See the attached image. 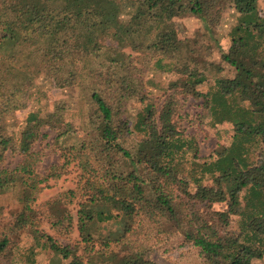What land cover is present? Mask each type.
<instances>
[{
	"label": "trees",
	"instance_id": "obj_1",
	"mask_svg": "<svg viewBox=\"0 0 264 264\" xmlns=\"http://www.w3.org/2000/svg\"><path fill=\"white\" fill-rule=\"evenodd\" d=\"M256 2L0 0L3 109L23 72L92 88L84 137L74 136L70 121L52 108L28 111L16 138L21 158L0 167V193L13 192L19 204L8 213L0 204V264H35L38 250L52 252L47 264H158L150 239L160 234H179L196 246L201 264H251L264 254V10L259 14ZM228 5L239 16L220 52L234 72L223 76L221 63L178 37L172 21L190 14L212 32ZM182 52L186 71L169 83L157 110L145 104L134 127L141 137L133 138L124 109L132 97H144V68L176 72ZM209 75L213 82L202 91ZM187 98L201 99L208 125L231 124L229 144L207 157L198 155L196 134L184 135ZM147 115L153 118L144 125ZM45 127L54 131L59 161L40 174L33 145ZM7 141L0 140V162ZM70 165L76 187L37 203L49 180ZM74 200L75 216L68 209ZM97 203L112 211L95 210ZM233 216L237 234L226 229ZM44 224L67 234L75 224L79 238L59 243ZM24 235L34 244L19 255Z\"/></svg>",
	"mask_w": 264,
	"mask_h": 264
},
{
	"label": "rangeland",
	"instance_id": "obj_2",
	"mask_svg": "<svg viewBox=\"0 0 264 264\" xmlns=\"http://www.w3.org/2000/svg\"><path fill=\"white\" fill-rule=\"evenodd\" d=\"M256 8L261 14L264 10V0H257ZM238 16L239 14L233 5H228L219 22L212 28V32H208L199 18L190 14L175 18L172 21V26L178 37L194 40V46L199 49L202 57L221 63L222 70L217 75L231 76L234 69L221 61L220 52L229 46V32L236 23ZM124 50L131 56L136 57L138 55L131 48ZM183 55V52L178 54L179 70L176 72L161 71L152 65L144 68L142 75L144 97L142 99L132 97L124 109L125 117L128 119L130 127L133 128V138L139 139L141 137V134L134 130V127L145 104L151 103L154 110H157L169 83L186 71ZM137 65H139L138 59ZM212 77L209 75L208 81L199 86L202 91L208 89V86L212 84ZM91 89L88 85L80 82L71 86H58L51 76L43 73L23 72L21 75L19 74L16 81L13 82L12 91L9 93V103L5 109H3L5 104L0 100V140L4 138L8 140L0 167H14L19 162L21 153L17 149L16 138L19 136V131L23 128L25 117L30 110L39 109L41 112H46L52 108L65 115V119L70 121L74 136L80 138L86 136L83 123L86 120ZM182 111L185 113L182 120L184 135L196 134L198 155L207 157L219 146L229 144L232 135L231 124L225 121L215 126L208 125L207 121L210 115L202 107L201 99L187 98L183 101ZM152 118L153 115L152 117L147 115L143 124H149ZM42 130L47 134L38 139L33 145V149L39 154L35 169L40 174H45L50 165L59 161V154L58 150L52 147L54 131L47 127ZM190 155L191 153H187V156ZM76 174L75 168L70 165V172L63 174L56 180H49V185L42 189L36 202L47 201L60 192L75 188ZM0 204L5 206L7 213L9 210L19 207L15 195L11 191L0 193ZM68 209L75 216L76 200L68 205ZM94 209L105 212L112 211L104 203L95 204ZM236 219L237 217L233 216L226 228L235 234L239 232ZM96 225L97 223L92 222L91 228H96ZM44 227L48 233L54 236L55 240L62 244L74 243L79 238L75 224H73V230L70 234L48 228L46 224ZM150 242L152 243L150 258L158 264H201L202 262L198 248L190 242L184 241L179 234L170 236L160 234L158 237H152ZM33 244L32 238L24 235L20 241L17 254L20 255L25 248L30 246L33 248ZM52 255L50 250H38L37 255H34V262L35 264H47ZM61 264H66V262L62 261ZM251 264H264V254L260 258L253 259Z\"/></svg>",
	"mask_w": 264,
	"mask_h": 264
}]
</instances>
